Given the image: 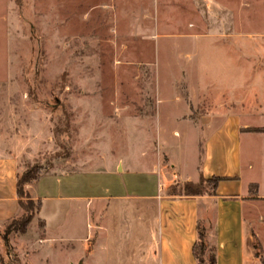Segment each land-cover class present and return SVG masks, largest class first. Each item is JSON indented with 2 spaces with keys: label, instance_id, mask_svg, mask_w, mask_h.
<instances>
[{
  "label": "rangeland",
  "instance_id": "obj_1",
  "mask_svg": "<svg viewBox=\"0 0 264 264\" xmlns=\"http://www.w3.org/2000/svg\"><path fill=\"white\" fill-rule=\"evenodd\" d=\"M262 46L264 0H0V145L32 147L20 176L28 169L43 175L59 166L70 171L80 166L74 160L82 153L85 126L82 142L91 146L84 155L95 152L98 139H112L132 169H151L153 158L160 170L157 154L178 155L179 138L166 124L167 146L156 147L155 112L178 109L176 85L182 80L198 94L210 92L217 114L240 112L239 102H230L246 91L250 112L264 113V66L256 52ZM240 82L247 90L239 89ZM244 115L264 125L262 116ZM200 138L197 146L211 150L213 167L242 176L245 194L256 192L257 183L264 193V137H242L239 143L219 126L201 131ZM186 139L192 152L193 137ZM170 177L161 180L165 189ZM135 210L131 207L126 219L139 235L141 215ZM207 215L213 219L211 210ZM39 217L26 235L17 234L13 222L0 227V264L73 259L75 251L60 253L64 243L58 242L63 247L56 251L50 248V230L46 233ZM201 218L206 219L204 207ZM119 221L111 219L117 228L111 230V246L120 235ZM84 232L81 226L75 231ZM250 233L249 247L260 255L253 228ZM213 243L208 237L207 261Z\"/></svg>",
  "mask_w": 264,
  "mask_h": 264
},
{
  "label": "crops",
  "instance_id": "obj_2",
  "mask_svg": "<svg viewBox=\"0 0 264 264\" xmlns=\"http://www.w3.org/2000/svg\"><path fill=\"white\" fill-rule=\"evenodd\" d=\"M207 7L209 18H213L209 3ZM256 52L264 66V46ZM183 87L186 88L184 93L180 91ZM247 88V84L240 82V90ZM176 89L180 92L178 109L164 113L160 107L155 112L158 125L156 147L157 144L161 148L167 146L162 138L166 124L171 125L173 134L179 138L178 155L157 154L160 170L153 158L151 169H132L121 155V146L112 139H98L94 143L95 152L84 155L83 149L89 150L91 143L82 142L87 131V127L82 126L79 144L82 153L79 160H74L80 166L70 171L59 166L29 186L33 199L42 201L38 216L44 218L39 217V221L45 222L46 233L50 230V248L56 251L57 247L64 245L60 253H67L69 249L76 252L67 264H96L97 261V264H198L193 248L198 239L199 224L206 228L209 238L213 237L217 264H262L249 247L250 228H253V236L264 250V213H257L264 209L261 184H253L258 188L255 193L245 194L247 184L242 176L230 175L227 168L213 167L211 150L197 145H200L201 131L219 126L232 132L239 143L242 137L246 140L262 139L264 132L252 131L264 129L261 120L249 121L242 116L252 114L264 118V113L250 112L248 91L244 96L241 93L240 99L230 102V105L239 102L240 112L221 115L213 109L210 92L198 94L187 79L178 83ZM161 102L164 101L159 98L157 104L161 106ZM181 131L183 133H179ZM188 136L193 137L192 152L185 145ZM31 148L0 145V227L22 215L17 182L22 162L28 155L32 156ZM156 151L158 153L159 148ZM69 163L67 161L66 165ZM249 168H253L252 165ZM170 174L173 182L165 189L161 180ZM201 177L227 180L220 182L214 196L178 193L179 189L184 191L186 184L198 183ZM131 207L141 215L139 235L131 231L130 221L126 219ZM201 207L205 211L204 221ZM210 210L213 219L208 218ZM116 217L120 219V235L114 238L111 246L110 233L116 228L111 219ZM80 226L85 232L78 235L75 231ZM58 242L64 244L58 246ZM77 242L79 244L74 245Z\"/></svg>",
  "mask_w": 264,
  "mask_h": 264
},
{
  "label": "trees",
  "instance_id": "obj_3",
  "mask_svg": "<svg viewBox=\"0 0 264 264\" xmlns=\"http://www.w3.org/2000/svg\"><path fill=\"white\" fill-rule=\"evenodd\" d=\"M254 132H264V129H252ZM43 176L40 170H26L22 176L19 177L17 182V195L19 204L22 209V215L19 218L14 219L13 226H15V232L17 234L26 235L33 220L39 215L42 208L41 200H33L29 186L35 184ZM227 180V178L212 177L206 179L201 177L200 181L196 184L188 183L184 187V195L186 196H214L216 189L220 182ZM254 190H257L256 185L252 186ZM255 193V192H254ZM42 228L45 230L46 224L43 220H40ZM198 239L194 245L193 252L198 264H217L216 248L214 245L211 247V255L207 261L204 257L207 244L208 235L206 228L202 225H198ZM264 250L260 247V255L256 254V257L260 259L264 264Z\"/></svg>",
  "mask_w": 264,
  "mask_h": 264
}]
</instances>
